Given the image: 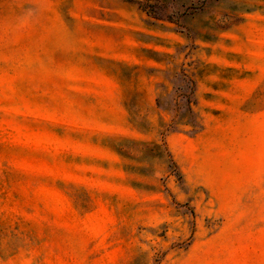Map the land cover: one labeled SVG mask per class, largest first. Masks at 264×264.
<instances>
[{
	"label": "rangeland",
	"instance_id": "obj_1",
	"mask_svg": "<svg viewBox=\"0 0 264 264\" xmlns=\"http://www.w3.org/2000/svg\"><path fill=\"white\" fill-rule=\"evenodd\" d=\"M0 264H264V0H0Z\"/></svg>",
	"mask_w": 264,
	"mask_h": 264
}]
</instances>
